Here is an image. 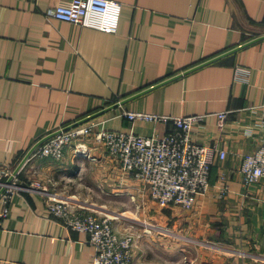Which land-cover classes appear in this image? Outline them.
Segmentation results:
<instances>
[{"label": "crops", "instance_id": "crops-1", "mask_svg": "<svg viewBox=\"0 0 264 264\" xmlns=\"http://www.w3.org/2000/svg\"><path fill=\"white\" fill-rule=\"evenodd\" d=\"M115 1L123 8L109 33L50 16L71 0H0V180L48 135L181 75L80 125L94 133L63 160L34 151L15 178L25 189L0 217V264H93L89 236L50 211L54 196L117 215L115 232L137 236L134 264H264V180L246 192L240 175L245 155L264 143V40L186 73L264 36V0ZM126 112L205 115L192 139L227 157L215 159L212 188L192 210L160 207L96 141L103 130L161 138L175 129ZM79 144L87 155L76 154ZM222 174L225 199L217 195ZM34 182L43 190H28Z\"/></svg>", "mask_w": 264, "mask_h": 264}, {"label": "built area", "instance_id": "built-area-1", "mask_svg": "<svg viewBox=\"0 0 264 264\" xmlns=\"http://www.w3.org/2000/svg\"><path fill=\"white\" fill-rule=\"evenodd\" d=\"M123 5L115 0H71L68 5H57L50 9L51 17L74 25L115 33L118 30L120 12ZM124 116L131 121L173 122L175 129L163 137H145L135 133L99 131L95 139L103 143L112 157L116 158L124 171L134 173L141 179L151 198L162 208L170 206L192 210L199 197L206 195L212 188L211 170L215 159L224 160L226 151L217 145L207 146L195 142L192 132L197 126H204L205 115L163 116L145 113L126 112ZM219 127H223L228 112L219 113ZM94 126H77L61 131L45 141L36 154L39 158L61 161L65 151L75 141L90 137ZM76 154L87 155L84 145L76 146ZM16 174L11 170L3 172L0 180L4 209L0 217L8 214L13 195L25 189L16 182ZM240 175L246 192L264 180V143L251 154L245 155ZM39 182L29 189L43 190ZM230 193L228 178L220 177L217 195L225 199ZM50 211L63 219L67 227L85 232L94 247L93 264H134L133 247L136 235H120L113 229L112 217L97 212L77 209L58 197L51 198Z\"/></svg>", "mask_w": 264, "mask_h": 264}, {"label": "water", "instance_id": "water-1", "mask_svg": "<svg viewBox=\"0 0 264 264\" xmlns=\"http://www.w3.org/2000/svg\"><path fill=\"white\" fill-rule=\"evenodd\" d=\"M261 40H264V36L258 37V38L254 39V40H252V41H249V42H247V43H245V44H243V45H240V46H238V47H236V48H234V49H231V50H229V51L223 53L222 55H220V56H218V57H216V58L210 59V60L206 61L205 63H203V64H201V65H198V66H196V67H193V68L190 69L189 71H186V73H189V72H191V71H194V70H196V69H198V68H200V67H202V66H205V65H207V64H211V63H213V62H215V61L221 59V58L224 57V56H227V55H229V54H231V53H235V52H237V51H239V50H241V49H243V48H245V47H247V46H249V45H251V44H254V43L258 42V41H261ZM179 76H181V75H178V76L172 77V78L167 79V80H165V81H163V82H161V83H158L157 85H155V86H153V87H150V88H148V89L142 91L141 93H138L137 95H134V96H132V97H130V98H127V99H125V100H123V101H121V102H119V103L114 104L113 106H111V107H109V108H107V109H104V110H102V111H99L98 113H95V114L90 115V116H88V117H86V118H84V119H81L80 121H78V122H76V123H73V124L67 126V127L64 128L63 130H59V131H56V132H54V133L48 135L47 137H45L44 139H42L41 141H39V142H38V143H37V144L31 149V151L26 155V157L23 159V161H22V162L20 163V165L17 167L15 173H18V172L20 171V169H21V168L23 167V165L27 162V160L30 158V156L34 153L35 150H37V149H38V148H39V147H40L45 141H47L48 139H50V138L56 136V135L59 134L61 131H68V130H70V129H72V128H75V127H77V126H80V125H82V124H84V123H86V122H88V121H90V120H92V119H94V118L100 116L101 114H103V113H105V112H107V111H110V110H112V109H115V108H117V107H120V106H122V105H125V104L128 103L129 101L133 100L134 98H136V97H138V96H140V95H142V94H145V93H147V92H149V91H151V90H154V89H156V88H158V87H160V86H163V85H165V84H167V83H169V82L175 80V79L178 78ZM3 191H4V189H1V190H0V195L3 193Z\"/></svg>", "mask_w": 264, "mask_h": 264}, {"label": "rangeland", "instance_id": "rangeland-1", "mask_svg": "<svg viewBox=\"0 0 264 264\" xmlns=\"http://www.w3.org/2000/svg\"><path fill=\"white\" fill-rule=\"evenodd\" d=\"M180 208H181V207H180ZM80 209H83V208H80ZM181 209H182V208H181ZM91 212H97V213H100V212L95 211V210H94V211H91ZM100 214L103 215L102 213H100ZM108 214H110V216L114 217V219H115V218H118L117 215H115L114 213H108ZM134 218H137V217H134ZM137 220H138V219H137Z\"/></svg>", "mask_w": 264, "mask_h": 264}, {"label": "bare ground", "instance_id": "bare-ground-1", "mask_svg": "<svg viewBox=\"0 0 264 264\" xmlns=\"http://www.w3.org/2000/svg\"><path fill=\"white\" fill-rule=\"evenodd\" d=\"M125 216V215H124ZM121 217V216H120Z\"/></svg>", "mask_w": 264, "mask_h": 264}]
</instances>
